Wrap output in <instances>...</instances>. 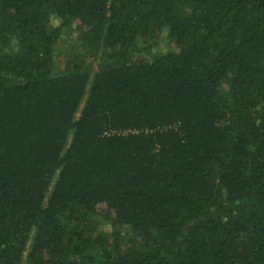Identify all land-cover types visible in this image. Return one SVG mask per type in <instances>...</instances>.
Segmentation results:
<instances>
[{
	"label": "trees",
	"instance_id": "trees-1",
	"mask_svg": "<svg viewBox=\"0 0 264 264\" xmlns=\"http://www.w3.org/2000/svg\"><path fill=\"white\" fill-rule=\"evenodd\" d=\"M0 264H264V0H0Z\"/></svg>",
	"mask_w": 264,
	"mask_h": 264
},
{
	"label": "rangeland",
	"instance_id": "rangeland-1",
	"mask_svg": "<svg viewBox=\"0 0 264 264\" xmlns=\"http://www.w3.org/2000/svg\"><path fill=\"white\" fill-rule=\"evenodd\" d=\"M54 24H58L59 20L54 18ZM168 31L163 29L161 31L157 30L155 34L150 35L149 37H153L160 41L156 46L139 52L138 55L144 56L148 60L154 59L156 56L167 52L177 50L178 46L168 38ZM84 30L81 26L80 21H75L73 25V30L64 34L59 42H58V54H57V65L59 69H65L68 66H71L75 63H85L90 65V82L88 84L87 89L90 88L91 81L93 80L95 74L99 69L100 57L99 53H95L92 49V46L88 43H85L84 40ZM16 48V47H15ZM14 48V49H15ZM224 90L229 88L228 82L223 83ZM84 104V103H83ZM81 105L79 112L77 113V117H79L81 113V109L83 107ZM105 205H100V208H104ZM96 233H102L106 235L111 241L118 236L119 239L122 240L124 246L127 245L128 238L131 235L130 228L126 226H122L119 229H113L109 224H98L96 225ZM31 244V239L28 242V247ZM27 251L24 254V260L26 259Z\"/></svg>",
	"mask_w": 264,
	"mask_h": 264
}]
</instances>
